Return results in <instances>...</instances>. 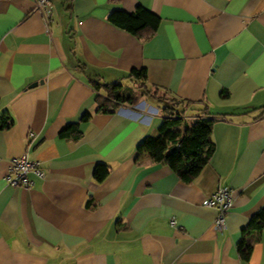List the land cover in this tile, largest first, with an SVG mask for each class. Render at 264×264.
I'll use <instances>...</instances> for the list:
<instances>
[{
  "label": "crops",
  "instance_id": "0c3cea01",
  "mask_svg": "<svg viewBox=\"0 0 264 264\" xmlns=\"http://www.w3.org/2000/svg\"><path fill=\"white\" fill-rule=\"evenodd\" d=\"M50 2L47 31L33 0H0V115L14 119L0 130V264H264V225L248 259L237 252L264 207V0ZM138 5L160 19L146 40L107 21ZM132 69L213 119L214 151L190 182L136 151L157 134L146 97L95 111L91 83L138 90L125 78ZM84 112L78 139L58 136ZM24 154L44 175L10 186V160ZM98 162L111 167L101 183ZM224 186L232 205L217 231L204 201Z\"/></svg>",
  "mask_w": 264,
  "mask_h": 264
},
{
  "label": "trees",
  "instance_id": "16d2710c",
  "mask_svg": "<svg viewBox=\"0 0 264 264\" xmlns=\"http://www.w3.org/2000/svg\"><path fill=\"white\" fill-rule=\"evenodd\" d=\"M107 21L116 28L130 33L138 40L150 38L156 31L159 17L141 5L131 12L122 9L112 10ZM125 78L136 85L140 95L153 101L159 106L163 116L154 136L146 135L138 142L135 149L139 153H147L154 162L167 165L183 182H190L200 170L208 163L214 151V144L210 140V131L213 119L203 115L199 109L200 101L180 99L175 96H159L158 90H150L146 86L144 69H132L126 73ZM93 100L96 103L97 113H112L121 105H134L138 98L133 94L132 88L122 87L120 82L102 83L93 81ZM157 106V107H158ZM194 111V119L186 125V115ZM89 112H84L77 121L68 122L60 130L61 138L78 139L82 132L79 124L87 121ZM14 119L9 112L0 115V130L9 128ZM111 167L106 162H98L92 170V180L101 183L110 173ZM90 200L86 201L89 205ZM264 225V207L260 208L243 229V234L237 245V252L242 261L250 255L255 230Z\"/></svg>",
  "mask_w": 264,
  "mask_h": 264
},
{
  "label": "built area",
  "instance_id": "2783aa9c",
  "mask_svg": "<svg viewBox=\"0 0 264 264\" xmlns=\"http://www.w3.org/2000/svg\"><path fill=\"white\" fill-rule=\"evenodd\" d=\"M35 9L41 14L48 31V26L52 20V6L50 0H33ZM28 136L32 137L30 132ZM34 173L43 177L44 173L39 167L38 161H30L26 155L12 158L7 170L5 179L10 186L30 187L32 181L28 179V173ZM204 204L215 209V216L212 226L215 230L221 231L226 228V215L232 205L231 189L228 186L219 187L216 191L204 201ZM170 224L174 225L175 220L170 219Z\"/></svg>",
  "mask_w": 264,
  "mask_h": 264
},
{
  "label": "rangeland",
  "instance_id": "374dc122",
  "mask_svg": "<svg viewBox=\"0 0 264 264\" xmlns=\"http://www.w3.org/2000/svg\"><path fill=\"white\" fill-rule=\"evenodd\" d=\"M132 92H133V94H135L137 96L138 99H140L141 97H143L142 95H140L139 90H133ZM156 94H158L161 97L162 96H166V94H164L161 91H156ZM143 104H144V108H147L148 106H151L152 105V107L156 110V113L155 114L150 113V115H152L153 117H155V120H157V126L156 127H158L160 125V123H161V119H162V116H163L162 112L159 109V106L157 104H155V103L149 102L147 100V98H144L143 99Z\"/></svg>",
  "mask_w": 264,
  "mask_h": 264
},
{
  "label": "water",
  "instance_id": "95a60500",
  "mask_svg": "<svg viewBox=\"0 0 264 264\" xmlns=\"http://www.w3.org/2000/svg\"><path fill=\"white\" fill-rule=\"evenodd\" d=\"M33 85H35V84H33Z\"/></svg>",
  "mask_w": 264,
  "mask_h": 264
}]
</instances>
